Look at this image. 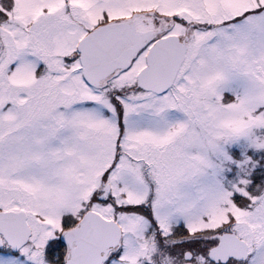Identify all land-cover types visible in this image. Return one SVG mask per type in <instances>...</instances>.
I'll return each mask as SVG.
<instances>
[{
  "label": "snow or ice",
  "instance_id": "6c2138e0",
  "mask_svg": "<svg viewBox=\"0 0 264 264\" xmlns=\"http://www.w3.org/2000/svg\"><path fill=\"white\" fill-rule=\"evenodd\" d=\"M0 264H264V0H0Z\"/></svg>",
  "mask_w": 264,
  "mask_h": 264
}]
</instances>
